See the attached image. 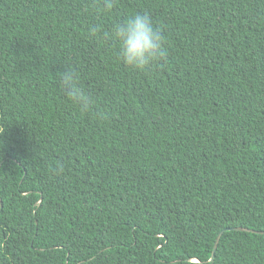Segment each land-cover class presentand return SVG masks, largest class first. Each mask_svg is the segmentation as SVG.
I'll return each mask as SVG.
<instances>
[{"label": "trees", "instance_id": "16d2710c", "mask_svg": "<svg viewBox=\"0 0 264 264\" xmlns=\"http://www.w3.org/2000/svg\"><path fill=\"white\" fill-rule=\"evenodd\" d=\"M136 12L145 70L93 32ZM0 264H264V0H0Z\"/></svg>", "mask_w": 264, "mask_h": 264}, {"label": "clouds", "instance_id": "9594fccd", "mask_svg": "<svg viewBox=\"0 0 264 264\" xmlns=\"http://www.w3.org/2000/svg\"><path fill=\"white\" fill-rule=\"evenodd\" d=\"M93 32L105 41L116 42L119 60L133 70H145L166 55L165 35L161 28L154 25L150 15L144 12H136L125 20L115 22L110 31H103L97 25ZM59 85L70 106L81 114H90L94 110L95 101L76 68L65 67V71L60 72ZM56 170L62 172L63 165H58Z\"/></svg>", "mask_w": 264, "mask_h": 264}, {"label": "water", "instance_id": "95a60500", "mask_svg": "<svg viewBox=\"0 0 264 264\" xmlns=\"http://www.w3.org/2000/svg\"><path fill=\"white\" fill-rule=\"evenodd\" d=\"M221 234H222V232H220L219 235L216 238V243H215L214 248H213V252H212V256H211V261H213V259H214V253H215V250H216V245L218 243V240H219Z\"/></svg>", "mask_w": 264, "mask_h": 264}]
</instances>
